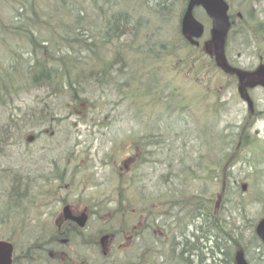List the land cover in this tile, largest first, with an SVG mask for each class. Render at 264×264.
Instances as JSON below:
<instances>
[{"label": "rangeland", "instance_id": "1", "mask_svg": "<svg viewBox=\"0 0 264 264\" xmlns=\"http://www.w3.org/2000/svg\"><path fill=\"white\" fill-rule=\"evenodd\" d=\"M40 1L45 9L56 0ZM93 1L96 7L103 6L107 11L111 7L110 0ZM158 1L143 0V4L136 1L133 8L117 7L108 12L110 18L114 12L119 14L118 21L123 24L120 36H123L114 35V39L109 40L104 50L106 67L97 74L65 80L61 67L52 61L49 68L53 72L36 79L37 75L32 76L23 69L24 61L30 58L26 42L17 43L18 40H12L13 36L8 34L7 43H0V81L3 80L0 238L12 236L16 249L33 236L29 231L24 239L22 229L27 220L28 225H34L38 219L32 211L22 214L42 177L65 174L69 193L95 197L117 192L113 188L117 179L111 173L114 162L133 152L134 145L129 143L132 136H152V151L148 150L146 160L135 171V186L137 177L143 180L138 187L141 193L147 196L163 195L168 190L200 195L218 193L221 181L206 187L200 164L210 161L220 166L238 138L245 135L251 149L248 152L244 149L232 160L226 185L229 196L220 211L223 212L220 224L231 232V243L221 239L219 247L211 248V240V246L199 259L203 264H228L232 257L234 264L235 250L241 246L251 264H264V248L254 237V226L264 215V88L250 91L259 116L255 117V113L249 116L248 103L240 97L239 88L219 70L211 69L212 58L204 51L212 48L208 43L210 22L207 17L196 10L205 33L197 42H186L179 30L182 0L167 1L168 11ZM76 3L87 12L90 10L87 22H92L91 15L95 18L97 10L86 2L82 5L76 0ZM235 4L234 12L247 15L248 21L250 16L256 19L257 27L263 30L259 29L264 48V0H251L249 4L248 0H236ZM13 12L11 3L0 0V25L8 22ZM59 15L64 17V11ZM65 21L72 22L71 19ZM145 34L151 37L155 53L158 36L167 41V46L176 47L161 60H153L145 68L146 73L126 54L131 44L142 45ZM256 43L249 31L234 29L226 44L229 62L245 70L255 69L260 57L264 63V53L256 50ZM164 51L167 53L168 49ZM113 52H116L115 57ZM191 62L196 67L189 72L184 68ZM139 89L159 99L154 103L156 107L147 105L150 97L138 101L135 95ZM74 94H77V104ZM76 107L78 112H75ZM257 145L261 151L257 150ZM118 149L120 154L114 155ZM111 155L116 156L114 160L110 159ZM242 183L247 185L245 191L241 189ZM64 193L65 190L61 196ZM45 211H40L39 215ZM89 226L96 231L104 224L95 213L90 217ZM79 249L83 257H89L86 252L91 254L87 248Z\"/></svg>", "mask_w": 264, "mask_h": 264}, {"label": "flooded vegetation", "instance_id": "2", "mask_svg": "<svg viewBox=\"0 0 264 264\" xmlns=\"http://www.w3.org/2000/svg\"><path fill=\"white\" fill-rule=\"evenodd\" d=\"M136 1L144 3L132 0L129 5L134 6ZM223 1L228 5L230 19L238 17L232 7L236 6V0ZM188 2L182 0L181 3L187 6ZM131 143L133 152L118 158L111 172L121 183L116 186L117 192L95 197L69 193L65 174L40 179L27 203V211L34 212L33 216L38 219L34 225H28V220L25 224L33 236L17 249L10 238L14 245L11 264H203L200 255L209 249L212 241L211 248L219 247L222 237L218 211L211 214L205 210V197L208 199V196L204 195L188 196L172 190L163 195L141 193L138 187L143 180L137 177L135 186V171L146 160L148 150L152 151L154 138L132 136ZM115 153L120 154V150ZM114 155L110 159L114 160ZM64 190L66 193L60 197ZM46 195L51 200L42 206ZM189 197L200 201L189 204ZM212 199L220 205L222 197L213 196ZM47 205L49 208H44ZM64 207L73 217L84 215L83 226L74 218L66 217ZM42 210L46 211L40 216ZM95 213L104 226L93 231L89 223ZM225 235L224 239L231 243V232ZM79 248L89 249L91 254L86 252L89 257H83Z\"/></svg>", "mask_w": 264, "mask_h": 264}, {"label": "trees", "instance_id": "3", "mask_svg": "<svg viewBox=\"0 0 264 264\" xmlns=\"http://www.w3.org/2000/svg\"><path fill=\"white\" fill-rule=\"evenodd\" d=\"M7 1L13 5L14 12L10 16L8 22L0 25V43H7L6 37L8 34L13 36L12 40L17 39V43L20 41L30 43V53H27L30 58L24 61L23 67V69L26 70V73H29L32 76L37 75L36 79L39 76L45 77L53 72L50 69L52 67L49 63L54 61L64 72L62 78L70 80L77 76L97 74L99 70L102 71V69L106 67V55L104 54V50L106 46L109 45V40L111 38L113 39V36L117 34V28L121 27L120 23L122 24V21H116L108 15L102 17L99 15L95 18L91 15L93 21L89 23L87 20L89 19L90 10L87 12L82 7L78 6L76 0H70L69 2H65L64 0H54L55 2H52L45 9L40 5V0ZM78 1H80L82 5L86 2L87 6L90 4V6L97 8L93 0ZM167 1L169 0H159L158 2L159 4L166 5ZM62 10L65 14L64 17H60L59 15ZM79 10L86 11V14L82 19L76 18L77 11ZM101 13L104 14L105 12ZM58 16L62 19V22L57 21L56 17L59 18ZM100 18H102L103 24H100ZM69 19H71V23L65 21ZM91 26L92 28L90 29ZM234 29H245L249 31L258 43L257 49L263 50L264 52L259 41V38L261 37V28H258L255 23L251 24L245 19H242V21L233 25V30ZM90 31L92 32L90 33ZM160 34L161 33L159 32L158 35ZM154 36H156L155 33ZM42 43L46 46H40ZM142 44L143 46L141 47L137 45L134 48H131V46L126 48V54L129 56L130 61L145 68H148L153 60H161L165 54L168 56V53L176 48L174 47V44L172 48L167 46V41L164 42V40L158 36L157 53H155L151 37H148L146 34ZM164 48L168 49L167 53H165ZM32 55L33 57L36 56V58L34 59ZM155 56H158V58ZM188 58L191 59L190 54L188 55ZM212 59V69L213 67H216V69L219 70V60L215 62L213 56ZM195 67L196 65L191 62L187 63V68L184 69H188V71L191 72ZM221 71V73L227 75V80L232 82L233 80L236 81L234 74L224 72L223 70ZM2 82L0 81V96L3 87L1 84ZM76 96L77 94H74V101L77 100ZM152 100L155 102V99ZM256 112H254L256 115L255 117L259 114V112ZM249 144L250 143L245 135L240 137L230 156L225 160L221 168H216L212 162L210 163V161L205 163L202 162L205 175L210 179V184L213 185V182L220 180L221 187L224 186L227 181L232 160L236 159L244 149L247 152L250 151L251 148H249ZM261 149L262 148L257 145V150L261 151ZM207 202L208 201L205 199L204 208L206 211L212 213L213 209L207 204Z\"/></svg>", "mask_w": 264, "mask_h": 264}, {"label": "water", "instance_id": "4", "mask_svg": "<svg viewBox=\"0 0 264 264\" xmlns=\"http://www.w3.org/2000/svg\"><path fill=\"white\" fill-rule=\"evenodd\" d=\"M202 6L206 14L212 18V44L214 50L218 53L222 65L230 71L236 72L241 85H248L249 87H255L261 85L264 87V67L260 66L256 71L249 72L246 70H239L232 68L226 61L224 53L225 38L230 27L229 17L227 14L228 6L223 0H190L183 18L182 29L184 33H190L194 37H200L203 33V27L194 18L193 10L195 6ZM250 105V99L247 98ZM245 188V186H244ZM66 217L74 218L81 226L85 222V216L73 217L69 209H64ZM256 233L264 243V218H262L257 226ZM11 250L12 246L6 241H0V264H11ZM236 264H248L244 259L242 251H238L236 254Z\"/></svg>", "mask_w": 264, "mask_h": 264}, {"label": "bare ground", "instance_id": "5", "mask_svg": "<svg viewBox=\"0 0 264 264\" xmlns=\"http://www.w3.org/2000/svg\"><path fill=\"white\" fill-rule=\"evenodd\" d=\"M120 1V3H123L126 7H127V5L128 4H130V2L132 1V0H119ZM110 5H111V7H112V9H114V10H116V8L117 7H122L123 8V6H121V4H117V3H114L113 2V0H110ZM145 5V4H144ZM146 6V5H145ZM147 9V8H146ZM85 14H86V11H84V10H79V11H77V14H76V18L77 19H82L84 16H85ZM114 14V16H112ZM112 15H111V18L112 19H115L116 21H118V19H119V14L117 13V12H114ZM106 15H108V14H106V13H104V14H101V17L102 16H106ZM59 17V16H58ZM194 18L196 19V20H198V18H197V15L196 14H194ZM56 19H57V21L58 22H62V19L59 17V18H57L56 17ZM168 20V19H167ZM25 44H27L29 47H30V43L29 42H26ZM40 46H46L44 43H42ZM247 87H249L248 85H247Z\"/></svg>", "mask_w": 264, "mask_h": 264}]
</instances>
